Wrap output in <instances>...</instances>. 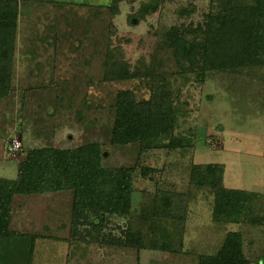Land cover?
<instances>
[{"label":"rangeland","instance_id":"obj_1","mask_svg":"<svg viewBox=\"0 0 264 264\" xmlns=\"http://www.w3.org/2000/svg\"><path fill=\"white\" fill-rule=\"evenodd\" d=\"M25 1L12 90L0 101V177L16 179L28 151L91 144L107 153L104 167L134 169L130 216L112 219L96 238L71 239L69 192L14 198L10 230L63 242L50 241L49 251L42 244L40 264H50L42 261L45 255L56 264H199L200 257L217 255L230 232L242 233L248 260L264 259V66L200 78L206 36L199 26L211 15L242 19L257 10L255 2ZM151 6L157 10L145 14L142 9ZM177 31L200 45V70L191 72L187 63L174 59L168 38ZM111 55L130 80L106 79ZM122 93L138 101L158 97L174 115L168 134L153 149L112 144ZM13 142L21 149L8 153ZM211 164L223 166L225 188L252 197L255 211L249 221L216 222L214 191L191 183L196 167ZM144 170L149 173L143 175ZM164 194L181 198L184 220L157 214L156 201ZM133 236L137 248L121 244ZM164 239L172 250L157 249Z\"/></svg>","mask_w":264,"mask_h":264},{"label":"trees","instance_id":"obj_2","mask_svg":"<svg viewBox=\"0 0 264 264\" xmlns=\"http://www.w3.org/2000/svg\"><path fill=\"white\" fill-rule=\"evenodd\" d=\"M24 1L0 0V101L12 90L20 3ZM253 1L257 10L242 19L228 20L222 15H211L204 25L199 26L206 36L204 69L200 75L202 80H206L207 74L212 71L264 66V0ZM142 10L146 14L149 10L155 12L157 7ZM168 43L179 64L187 63L191 72L200 70L199 44L188 41L178 31L169 36ZM105 76L107 80L131 79L130 73L112 55L107 58ZM115 111L112 144L117 147L140 144L145 149H153L174 123V115L166 112V106L158 97L138 101L134 94L122 93ZM176 147L172 145L173 149ZM6 150L11 153L8 146ZM106 154L97 144L68 150L52 147L34 149L28 151L18 163L16 179L0 177V241L4 239L9 243L8 258L1 254L0 263L7 258L6 264H19L17 258H20V264H30L35 242L46 238L10 230L16 196L71 193L70 237L74 240L78 237L96 238L112 219L130 216L134 169L104 167L102 161ZM148 173V170L143 171V175ZM191 183L197 188L214 191L213 216L217 223L239 224L243 218L249 221L255 211L249 193L225 188L224 168L221 165L196 167ZM183 209L184 203L178 195L164 194L156 201V212L161 216L176 214L173 215L175 219L184 220ZM166 239L157 249L172 250ZM121 244L137 248L139 242L133 236ZM199 264H264V259L257 263L248 260L243 250L242 233L230 232L217 255L202 256Z\"/></svg>","mask_w":264,"mask_h":264},{"label":"crops","instance_id":"obj_3","mask_svg":"<svg viewBox=\"0 0 264 264\" xmlns=\"http://www.w3.org/2000/svg\"><path fill=\"white\" fill-rule=\"evenodd\" d=\"M22 5V2L20 3V6ZM14 211H13V213H12V217H13V219H14ZM12 219V226H13V224H14V221H15V219L13 220ZM16 225V224H15ZM16 230V229H15ZM13 228H12V232L13 231H15ZM19 230V229H18ZM17 232H20V231H17ZM22 232V231H21ZM20 232V233H21ZM25 235H28V233H24ZM4 240V239H3ZM3 240H1L0 241V255L1 254H3L2 255V257H7V254H8V252H9V243L7 242V241H3ZM7 240V239H6ZM3 241V242H2ZM50 241H52V242H54V243H56L55 245H57V244H63V242H61L60 240L58 241V240H49V238H40V239H38L36 242H35V246H34V249H33V256H32V260H31V263L30 264H40L41 263V261H40V256H41V254H40V251H39V248H40V246L42 245V244H45L44 245V248L47 250V251H49L50 250V248H48L49 246H51L52 245V243L50 242ZM64 244H66V243H64ZM54 245V247L52 248V249H54V250H56V246ZM24 248V247H23ZM22 248V250L24 251V249ZM58 249V248H57ZM47 251L46 252H43L44 253V255H45V253H47ZM52 253H49V255H51ZM1 257V256H0ZM46 257H48V255L46 256H44L43 257V259H42V261H44L45 263H50V264H56V263H51V260H50V262H48V261H46ZM8 258V257H7ZM7 258H5L4 260H2V262L0 263V264H6V261H7ZM60 260H62V258H59ZM60 264H61V262H60Z\"/></svg>","mask_w":264,"mask_h":264},{"label":"built area","instance_id":"obj_4","mask_svg":"<svg viewBox=\"0 0 264 264\" xmlns=\"http://www.w3.org/2000/svg\"><path fill=\"white\" fill-rule=\"evenodd\" d=\"M21 149V143L20 142H13L11 144V146L9 147V151L13 152V151H18Z\"/></svg>","mask_w":264,"mask_h":264}]
</instances>
